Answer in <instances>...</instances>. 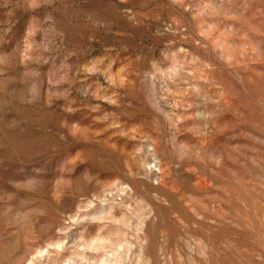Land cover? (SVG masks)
Wrapping results in <instances>:
<instances>
[{
	"label": "rangeland",
	"instance_id": "rangeland-1",
	"mask_svg": "<svg viewBox=\"0 0 264 264\" xmlns=\"http://www.w3.org/2000/svg\"><path fill=\"white\" fill-rule=\"evenodd\" d=\"M0 264H264V0H0Z\"/></svg>",
	"mask_w": 264,
	"mask_h": 264
}]
</instances>
